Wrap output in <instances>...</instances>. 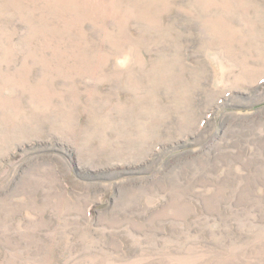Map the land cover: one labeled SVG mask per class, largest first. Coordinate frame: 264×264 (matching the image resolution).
<instances>
[{
  "label": "rangeland",
  "instance_id": "1",
  "mask_svg": "<svg viewBox=\"0 0 264 264\" xmlns=\"http://www.w3.org/2000/svg\"><path fill=\"white\" fill-rule=\"evenodd\" d=\"M0 264H264V0H0Z\"/></svg>",
  "mask_w": 264,
  "mask_h": 264
}]
</instances>
